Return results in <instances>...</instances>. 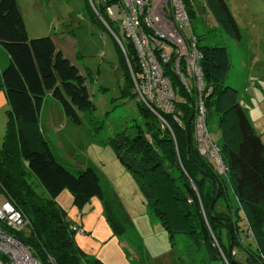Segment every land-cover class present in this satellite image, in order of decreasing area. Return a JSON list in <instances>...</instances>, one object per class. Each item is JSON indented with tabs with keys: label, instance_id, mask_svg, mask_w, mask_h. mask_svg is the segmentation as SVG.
<instances>
[{
	"label": "trees",
	"instance_id": "1",
	"mask_svg": "<svg viewBox=\"0 0 264 264\" xmlns=\"http://www.w3.org/2000/svg\"><path fill=\"white\" fill-rule=\"evenodd\" d=\"M182 1L201 55L199 64L206 124L210 132L209 123L216 120L220 144L215 140L213 143L224 161L225 172L218 170L214 157L202 156L196 145V82L190 78L189 87L185 88L178 75L170 70V65L165 66V74L174 89L175 107L171 115L157 111L165 125L133 92L131 72H139L141 65L132 40L127 38L121 26L120 36L127 40L125 45L122 41L120 44L127 72L121 91L124 98H135L139 102L147 130L136 126L134 132L118 133L109 139V143L146 193L155 217L172 237L186 236L195 246L202 239L212 262L264 264V143L240 106L237 91L226 86L232 68L227 48L200 46L192 19L196 12L207 10L224 33L235 41L241 39V31L226 0ZM98 2L100 8L94 7L97 17L119 38L111 25L115 24L118 31L121 30L116 23L127 13L123 0ZM108 8L114 11L115 19L109 17ZM100 10L110 21V26L102 19ZM165 14L170 19L167 9ZM0 45L8 57L0 87L6 92L11 120L4 154L0 155V172L5 173L0 176L6 178L0 182V198L15 202L31 223L28 230L16 237L30 247L33 257L41 264H106L101 259L89 258L78 246L75 235H85V229L69 223L66 212L56 201L65 190L71 193L78 208L98 198L104 203L106 221L117 233L122 225L116 224L111 214L103 177L94 166L74 174L60 164L43 135L41 123V111L49 97L61 106L68 120L75 125L82 124L79 113L95 110L86 77L77 64L57 49L51 37L29 38L17 0H0ZM156 125H161L164 130H154ZM10 127H14L17 143L14 152L6 146ZM12 156L17 157L16 167L10 162H15ZM8 163L14 165V169L2 167ZM175 173L179 174L182 183L178 182ZM24 177H36L47 197L43 199L37 195ZM225 189L232 191L240 209L229 205ZM218 191L220 197L214 198ZM220 199L227 207L223 213L216 210ZM239 211L244 213L248 228L242 237L236 232L237 223L241 221ZM124 224L131 226L129 217H124ZM221 229H228L224 239L219 237ZM210 230L217 234L215 237L219 242L214 238L213 243ZM245 240L249 241L247 246H244ZM247 250L257 252L263 261L258 263L249 257ZM224 257L229 259L225 261Z\"/></svg>",
	"mask_w": 264,
	"mask_h": 264
},
{
	"label": "rangeland",
	"instance_id": "2",
	"mask_svg": "<svg viewBox=\"0 0 264 264\" xmlns=\"http://www.w3.org/2000/svg\"><path fill=\"white\" fill-rule=\"evenodd\" d=\"M17 1L29 38L51 37L54 39L65 56L82 69L95 105L94 111L79 113L81 125H75L68 120L61 106L53 100L48 102V105L45 104L42 112L43 135L53 150L54 156L60 164L74 174L89 166H94L101 173L111 214L116 224L122 225V229L115 233L106 221L107 213L105 216L104 203L102 204L98 198H93L85 206L78 208L74 205L71 193L65 190L56 201L66 212L69 223L85 227V235L79 233L75 235L78 246L89 258H102L111 264H188V261L198 264L192 261V257L197 259L202 254L210 259L211 256L206 252L202 239L195 247H192L190 243L192 241L186 236L177 235L174 238L167 232L150 210L146 193L138 186L131 171L120 161L109 143V139L118 133L134 132L136 126H140L143 131L147 130L141 105L135 98H124L121 91L127 72L120 46L122 42L125 45L127 40L120 36L122 35L120 21L116 23L120 31L115 24H110L117 32L119 37L117 38L97 17L94 7L98 9L101 4L97 0ZM226 2L240 28L242 37L239 41H235L224 33L207 10L201 13L196 12L192 19L193 29L200 40V46L226 47L231 54L234 67L242 71L241 75H249L248 82L243 84L244 81L239 80L237 70L231 68L226 86L236 90L237 95L240 91L242 95L249 98V105L255 108L254 116L250 113L253 122L251 119L250 121L264 143V78L257 77V74L264 72V0H226ZM166 9L167 5L164 2L157 13L159 23L165 29H171L176 35L171 21L168 20V14H165ZM99 12L101 13V10ZM100 15L109 25L110 21L107 17L103 13ZM237 79L240 85L236 89ZM257 80H260V86H256ZM9 110L6 92L0 87V155L4 154L5 137L11 121ZM209 128L212 139L220 144L215 119L210 121ZM154 130L163 131L164 129L161 125H156ZM13 131L14 127H10L6 146L14 152L17 143ZM147 137L151 140V136ZM12 158L15 162L13 160L10 162L15 165L17 157L12 156ZM219 164L222 169H226L223 159L220 158ZM14 165L8 163L3 164L2 167L8 170L14 169ZM0 173L5 174H2V171ZM175 176L178 182L182 183L179 174L175 173ZM2 179L6 178L0 176V182ZM27 179L25 178V181L28 186L30 185L37 195L45 199L46 193L37 178ZM224 192L232 206L237 205L240 209L232 191L225 189ZM213 196L220 197L219 191ZM216 210L222 213L227 210L221 199L217 203ZM230 213L232 214V211ZM239 216L241 221L237 223L236 232L239 237H242L246 235L248 228L242 211H239ZM124 217H129L131 226L124 224ZM204 220H206L205 217ZM227 230L221 229L219 237L224 239ZM210 232L213 243L214 238L219 242L216 238L217 234L212 230ZM181 239L185 242L181 243ZM139 241L143 244L142 246ZM244 242V246H247L249 241ZM252 249L256 250L254 245ZM224 252L226 253L225 249ZM247 252L249 254L247 255L255 258L258 263L263 261L260 260L257 252L252 250ZM143 255H146L147 260ZM227 259L229 257H224L225 261ZM239 259L237 261H240ZM221 261L224 263L223 260Z\"/></svg>",
	"mask_w": 264,
	"mask_h": 264
},
{
	"label": "built area",
	"instance_id": "3",
	"mask_svg": "<svg viewBox=\"0 0 264 264\" xmlns=\"http://www.w3.org/2000/svg\"><path fill=\"white\" fill-rule=\"evenodd\" d=\"M164 2L170 16L168 20L176 35L159 23L157 13ZM123 4L127 13L120 16L119 21L127 38L134 44L141 65L139 72H131L134 92L164 122L157 111L168 115L175 112L174 89L165 74V66L170 65V70L178 75L185 88L189 87L188 80L193 78L198 93L194 120L197 148L202 156L214 157L218 170L225 172L219 164L218 149L207 129L199 64L201 55L185 4L182 0H123ZM107 13L115 19L112 8H108ZM30 225V220L15 202L0 198V264H41L33 257L30 247L16 237V234L28 230Z\"/></svg>",
	"mask_w": 264,
	"mask_h": 264
},
{
	"label": "crops",
	"instance_id": "4",
	"mask_svg": "<svg viewBox=\"0 0 264 264\" xmlns=\"http://www.w3.org/2000/svg\"><path fill=\"white\" fill-rule=\"evenodd\" d=\"M18 2V1H17ZM18 6H19V3H18ZM19 8H20V6H19ZM21 11V10H20ZM54 40V39H53ZM55 42V41H54ZM55 44H56V42H55ZM56 47H57V49L58 50H60V51H62L63 52V50H61V48H59L57 45H56ZM63 54L65 55V53L63 52ZM228 54H229V58H230V63H231V65H232V69H235V70H237L235 67H234V65H233V62H232V60H231V54H230V52H228ZM8 62V57H7V54H6V52H5V50L1 47V45H0V81H1V74H2V71H3V69L7 66V63ZM231 71V70H230ZM230 73V72H229ZM237 74H238V77H240V79L239 80H241V81H244L243 82V84L244 83H246V82H248V80H249V75L248 74H243V75H241V73H242V71L240 70V69H238L237 70V72H236ZM229 75V74H228ZM257 77L258 78H264V72H261V74H257ZM238 80V79H237ZM239 80L237 81V87H236V89L239 87V85H240V82H239ZM258 81V83H256V86H260L259 85V82H260V80H257ZM255 84V83H254ZM51 101V99L48 97L47 99H46V102H45V104L46 105H48V102H50ZM238 101H239V104H240V106L242 107V109L244 110V112H245V114L247 115V117H248V119H249V121H250V119H251V121L253 122V117L251 116V114L250 113H252V115L254 116V109L255 108H253V107H251L250 105H249V103H250V100H249V98L246 96V95H242L241 93H240V91L238 92ZM45 104H44V106H45ZM253 109V110H252ZM43 110H44V107H43V109H42V111H41V121H42V112H43ZM250 121V122H251ZM255 131V130H254ZM256 133V132H255ZM257 134V133H256ZM222 204L224 205V202L222 201ZM231 204V202L229 201V205ZM232 205V204H231ZM237 207V205L235 206V208ZM151 210V209H150ZM156 218V217H155ZM158 220V219H157ZM81 227H83L84 229H85V227H84V225H81ZM139 230H140V228H139ZM133 234L136 236V233L133 231ZM137 238V237H136ZM174 238H175V236H174ZM139 240V239H138ZM180 242L182 243V242H185L183 239H181L180 240ZM139 243H140V245L142 246L143 244H141V242L139 241ZM191 243V242H190ZM191 246L192 247H195V245L193 244L192 245V243H191ZM146 259H147V257H146V255H143ZM102 259V258H101ZM102 261H104L103 259H102ZM192 261L193 262H195V263H198V264H214V263H219V262H212L209 258H208V256L207 255H200V256H198V258L196 259L195 257H192ZM105 262V261H104ZM106 264H111V263H107V262H105ZM221 263V262H220ZM188 264H193L192 262H189L188 261Z\"/></svg>",
	"mask_w": 264,
	"mask_h": 264
}]
</instances>
